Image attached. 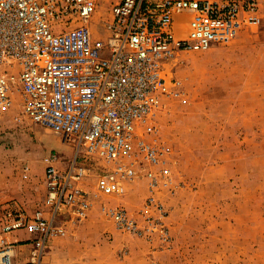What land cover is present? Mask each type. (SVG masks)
<instances>
[{
  "label": "built area",
  "instance_id": "built-area-1",
  "mask_svg": "<svg viewBox=\"0 0 264 264\" xmlns=\"http://www.w3.org/2000/svg\"><path fill=\"white\" fill-rule=\"evenodd\" d=\"M98 4L0 0V120L18 97L14 121L51 130L76 153L66 170L49 156V216L37 211L3 226L0 264H11L18 228L36 234L27 264H44L46 240L64 234L53 225L61 208L81 221L94 201L118 196L124 183L137 181L149 195L135 214L104 201L100 208L121 233L156 235L167 243V210L156 194L173 182L174 156L160 120L186 103L167 66L179 53L229 43L245 26L259 24L264 0H114L106 19H94ZM80 152L107 165L90 191L82 187Z\"/></svg>",
  "mask_w": 264,
  "mask_h": 264
},
{
  "label": "rangeland",
  "instance_id": "rangeland-1",
  "mask_svg": "<svg viewBox=\"0 0 264 264\" xmlns=\"http://www.w3.org/2000/svg\"><path fill=\"white\" fill-rule=\"evenodd\" d=\"M113 1L99 0L93 18L106 19ZM261 14L259 24L245 26L231 42L179 53L167 66L186 97L160 120L174 156L173 182L156 194L167 210L169 241L121 233L105 216L101 201L135 214L149 195L142 182L124 183L120 195L93 202L85 222L60 209L55 223L65 234L51 235L60 237L45 247L44 264H65L70 246L84 263L264 264V5ZM19 101L0 120V205L9 213L0 208V226L43 208L49 156L59 170L76 156L60 135L14 121ZM76 161L86 169V190L107 170L82 152ZM71 226H78L74 236Z\"/></svg>",
  "mask_w": 264,
  "mask_h": 264
},
{
  "label": "crops",
  "instance_id": "crops-1",
  "mask_svg": "<svg viewBox=\"0 0 264 264\" xmlns=\"http://www.w3.org/2000/svg\"><path fill=\"white\" fill-rule=\"evenodd\" d=\"M256 96H258V94H256ZM252 99H254V97H252ZM27 168L28 169V166L24 167V169ZM45 175V174H44ZM95 182V181H94ZM43 183L45 185V179L43 177ZM93 186H94V183L92 185V187L88 190H92L93 189ZM46 190V188H45ZM101 199V198H100ZM98 199V201L100 200ZM104 198H102L103 200ZM95 202V201H94ZM3 203V200H0V204ZM7 204L5 206L3 205H0V208L1 210L3 209H7ZM42 208V206H41ZM41 208L35 210L32 214L30 215H20L19 217L20 218H24V217H32L34 216L35 212L37 211H41L43 213L44 216H47V212L46 210L48 209V204L45 203V205L43 204V210H41ZM2 212V211H1ZM1 215H4V216H7L9 215V213L7 212L6 210V214L5 212L4 213H1ZM58 215L60 216V213L58 212V214L54 217L53 219V225L56 226V227H61V226H57L55 222H58L56 221L59 220L58 218ZM90 212L88 213L87 217L85 218V220H81V223L82 221L85 222L87 221L91 216H90ZM18 219V218H17ZM13 221V220H12ZM12 221L10 220H3L1 222V226H0V229L7 225V224H10ZM61 221V220H60ZM69 221H63V223H68ZM80 223V222H79ZM80 223V224H81ZM75 225V224H74ZM80 228L83 227L82 225L79 226ZM63 228V227H61ZM72 230V232H70L69 234L74 236L76 234V230L78 228V226H75V227H70ZM65 234V233H64ZM53 237H60L58 235H55V236H50L48 237V239L46 240L45 242V247H47V245H49V243L52 241V238ZM36 238V234L34 233H31L27 230H25L24 228H18V229H15L14 230V235H13V240H14V243L11 247V250H10V253H11V264H14V259L17 258V261L15 262L16 264H27V259H28V256H29V252H30V249L32 247V241ZM72 248V249H71ZM68 255H66V260H65V264H99L100 263V260H97V261H92V262H87V263H84V260L83 259H79V257L76 256V252H75V249L70 246V249H69V252H68Z\"/></svg>",
  "mask_w": 264,
  "mask_h": 264
}]
</instances>
